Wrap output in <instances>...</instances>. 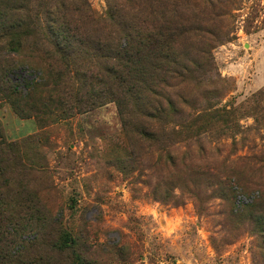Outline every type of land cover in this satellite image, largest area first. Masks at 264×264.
Returning <instances> with one entry per match:
<instances>
[{"label": "rangeland", "instance_id": "1", "mask_svg": "<svg viewBox=\"0 0 264 264\" xmlns=\"http://www.w3.org/2000/svg\"><path fill=\"white\" fill-rule=\"evenodd\" d=\"M187 2L185 20L202 31L183 50L198 60L205 49L209 79L161 86L178 115L153 129L173 134L142 147L132 99L108 88L93 58L106 31L91 34L139 0H0V19L43 28L72 16L84 30L45 39L69 47L72 68L29 33L12 41L17 54L0 41L18 90L40 84L26 98L0 95V264H264V0ZM207 105L226 107L227 122L181 128ZM230 185L235 201L223 196Z\"/></svg>", "mask_w": 264, "mask_h": 264}, {"label": "trees", "instance_id": "2", "mask_svg": "<svg viewBox=\"0 0 264 264\" xmlns=\"http://www.w3.org/2000/svg\"><path fill=\"white\" fill-rule=\"evenodd\" d=\"M172 1V4L165 5L163 0H139L134 14L110 11L106 20L92 24V26L102 24L103 28H106V30H102L101 27L96 28L93 30L94 33L91 31L94 41H98L101 37L104 38L101 33L106 31V40L100 39L104 44L99 41L100 44H95L96 46L93 45L92 48L98 55L93 56L98 72L100 75H104L108 81L110 85L108 88L112 85L116 86L121 90V93L132 99L135 111L139 116V130L135 133L139 136V145L142 147H149L151 143L162 144L173 134L169 131L164 135L161 132L156 133L153 129V126L159 122L162 126H168L171 123L170 115H178L176 104L169 95L162 92L161 86L172 87L174 84L192 82L195 88H199L209 79L207 76L211 71L205 49L197 50L198 54L202 55L198 60L191 59L185 54L183 48L186 43L191 42L188 41L190 35L202 30L188 25L185 20L183 11L187 7V0ZM11 4H14V0H11ZM11 9L13 7L8 8L9 11ZM67 10L64 9V11ZM70 17L66 19L67 21H62L65 22L61 23L64 26L63 29L56 21L51 20H49V25L46 24L42 28L37 21L30 18H27L26 21L15 20L13 17L10 18V21L0 19V41L7 43L6 48L9 52L17 54V47L12 41L21 34L29 33L34 40L36 39V44L40 45L43 53L47 55L49 53V59L72 68L75 66V58L72 59L73 52H70L69 47H65L62 43L45 40L48 36L62 37L84 33V30L74 27L78 20ZM88 18L93 22L91 17ZM197 42L200 43L199 46L205 44L203 41ZM15 71V65L11 62L5 65L0 62L1 96L7 93L14 96V100H16L26 98L31 94H39L40 84L34 80L26 82L18 90L17 83L9 80V76L14 75ZM65 83L68 85V80ZM203 94L214 96L210 91ZM257 101L264 102V99L259 97ZM184 103L187 106H192L188 102ZM39 104V106H43L44 112L45 105ZM11 106L16 112L18 111L17 103L12 101ZM229 113L226 107L214 109V106L207 105L202 114L188 116L187 124L181 128H194L198 122L208 125L207 119L226 123ZM39 114L44 115L45 113ZM4 145L0 135V151L3 150ZM160 150L163 149L160 148ZM219 184L222 185L225 182L219 181ZM232 186L230 185V189L226 192L223 191V196L235 201L236 196L241 193L237 191V188L233 189ZM252 219L258 223L255 217ZM258 224L263 226L262 222ZM4 260L6 261V259ZM77 264L91 263L82 259L77 260Z\"/></svg>", "mask_w": 264, "mask_h": 264}]
</instances>
